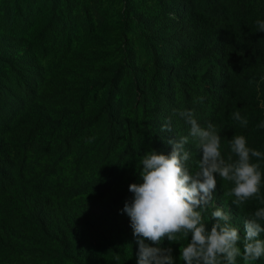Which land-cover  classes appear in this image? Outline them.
I'll return each mask as SVG.
<instances>
[{"label": "trees", "instance_id": "obj_1", "mask_svg": "<svg viewBox=\"0 0 264 264\" xmlns=\"http://www.w3.org/2000/svg\"><path fill=\"white\" fill-rule=\"evenodd\" d=\"M125 1L128 14L135 0ZM152 1L157 14L139 10L126 16L117 39L119 55L108 50V34L87 37L88 43L71 37L73 29L81 30L69 17L68 0L44 3L46 17L51 9H67V19L54 27L53 21L42 24L34 0L9 1L0 26V240L20 241L33 228L80 264L137 261L129 241L130 218L121 213L133 195L130 184L141 182L134 134L131 129L126 133L128 122L120 110L126 65L135 73L142 109L139 127L149 137L150 150L170 153L168 141L187 135L190 128L173 110L194 109L196 118L202 110L212 116L225 158L234 135H244L247 142L251 138L248 146L264 153V130L249 137L251 112L239 110L248 120L246 128L231 117L240 106L235 97L242 86L245 99L254 96L256 120L264 112V32L256 24L264 20L262 1ZM170 13L176 14L177 26L167 32L163 19H171ZM132 26L141 31L151 55L150 67L143 70L136 65L128 34ZM58 27L63 33L54 39L65 38L71 47L58 50L61 65L31 63L36 54L48 56L41 49L44 30ZM113 67L116 72L111 74ZM194 82L202 85L201 94L199 89L194 92ZM201 96L203 103L197 102ZM169 117L173 131L162 132ZM203 119L198 122L203 124ZM192 144L186 145L187 166L195 171L198 159L190 152ZM84 155L97 158L100 168L78 170ZM70 164L76 166L74 175L64 170ZM253 264H264V257Z\"/></svg>", "mask_w": 264, "mask_h": 264}, {"label": "clouds", "instance_id": "obj_2", "mask_svg": "<svg viewBox=\"0 0 264 264\" xmlns=\"http://www.w3.org/2000/svg\"><path fill=\"white\" fill-rule=\"evenodd\" d=\"M256 24L259 32H264V20H257ZM203 101L201 96L197 102ZM173 116L190 126L188 134L168 141L172 145L170 153L153 148L140 159L141 182L130 184L132 198L121 209L130 218L138 245L137 264H175L172 248L164 247L163 242L179 243L181 236L190 237L180 248V259L185 264H237L238 257H242L244 264H253L264 257V239L260 238L264 233V207L245 219L242 237L240 229L230 223V210L218 206L213 197L219 177L234 185L225 193L233 197L232 204L240 207L253 197L264 204V197L260 196L264 172L259 163L264 153L250 148L244 135H234L230 154L225 158L214 124L202 126L194 109H174ZM232 117L247 127L248 120L239 111ZM257 127L264 128V122ZM161 131H173L172 117ZM189 143L201 154L195 171L187 166ZM253 158H258L257 162ZM210 207L214 209L210 220L215 222L209 229L204 214Z\"/></svg>", "mask_w": 264, "mask_h": 264}, {"label": "rangeland", "instance_id": "obj_3", "mask_svg": "<svg viewBox=\"0 0 264 264\" xmlns=\"http://www.w3.org/2000/svg\"><path fill=\"white\" fill-rule=\"evenodd\" d=\"M10 0H0V26L2 23L3 17L2 14L4 13V10H6V6L9 5ZM36 4H38L39 11H38V17L42 18L44 26L49 22L53 21V27L57 26L55 23L60 20H66L67 16L63 15L67 11H63V9L50 10V13L48 14V17L45 15L47 14L46 6L44 7V3L49 2L50 4L57 3V0H34ZM59 1V0H58ZM262 1L261 9L264 11V0ZM68 11L71 12V15L73 19H75L78 24L80 25V30L73 29L71 33V37L80 43H88L87 37L91 38L100 33V34H108L110 36V39L108 40V47L109 51H113L116 55H119V52L121 50V46H119V43L117 41L119 35L123 33L124 31V24L126 23L127 19L126 16L129 18L135 14L137 11L145 12L146 14H157V9L153 7V1L152 0H135V4L133 9L131 8L130 13H125V0H68ZM132 3V2H131ZM59 5V4H58ZM51 7V5H50ZM63 11V12H62ZM157 16V15H156ZM169 16L171 19H163V21L166 24V30L167 32L174 30L177 26V17L175 13H170ZM33 17V16H32ZM133 17V16H132ZM160 17V16H158ZM28 18V16H27ZM48 25V24H47ZM82 25V26H81ZM49 28H46L44 30V35L42 38H44L45 42L43 43L41 49L44 50V52L48 53L47 57H42L40 54H36L35 57L31 58V63H35L37 65L39 64H50V65H61V57L59 55V49L62 47H66L67 49H71L70 44L67 43L66 39L63 40L57 39L55 40L57 36L61 37V27L56 28V31L48 30ZM70 30L66 29V34ZM0 32V37H1ZM129 36L132 38V41L134 42V47L136 50V65L143 68H148L151 65V55L148 49L145 46V41L143 39L141 31L138 30L137 27L132 26V28L129 31ZM125 37V36H124ZM50 38V41H47V39ZM54 39V40H52ZM14 41V40H13ZM101 41V40H100ZM117 59H115L114 62H116ZM114 69V67L112 68ZM132 68L128 65H126V69L124 70V80L121 83L119 94L122 96L121 101V112L122 116L127 119L128 126L126 127V133L129 129L132 130V133L134 134L133 143L134 146H137V153L139 155V158L142 159V157L150 151V143H149V137L146 134L145 129L140 126L142 121V109L138 101V95L137 91L135 89V73L132 74ZM116 72V69L111 71V74ZM194 85V92L196 93V89H199L197 93L201 94L202 85H198L197 82L193 83ZM92 86V83L91 85ZM242 86V85H241ZM242 91L245 92L246 89H243ZM242 91H238L237 96L235 97V101L240 104L239 108H233L232 114L236 111L241 110L242 108L245 110V112H251L250 116L252 117L251 120H249V137L251 136V133H256L260 128L257 127L260 123L264 122V112L259 115V120H256L257 118V111L253 110V104L255 103L254 96H249L245 99V97L242 96ZM105 95V90L102 91L101 98ZM260 94H257V97H259ZM100 100V99H99ZM101 103V102H100ZM97 104V103H96ZM260 106H264V100L260 102ZM198 120L202 117H206V119H203L202 126H207L208 123L213 124V118L212 116H208V112L205 110H202L198 114ZM233 118V117H232ZM264 130V128H262ZM248 137V138H249ZM252 139L249 138L248 142H250ZM264 143V140H263ZM190 152L194 153V155L197 154V159L199 161L200 159V152L195 148V145L192 144L190 148ZM136 153V151H135ZM139 159V160H140ZM99 160L95 157H91L89 155L83 156V162L79 164L78 170L84 167L86 170H88V173L93 171L91 169H88L87 167H96V171L98 168H100L101 163H98ZM257 162V161H256ZM259 163L261 164V171L264 172V160H259ZM81 165V166H80ZM140 166V165H139ZM67 173H70L71 175L75 174L76 166L73 164H70V166H67L66 169ZM232 182L223 181L219 177H217V187L214 191V202L220 206L225 207V210H230L231 213V220L230 223L238 227L240 229V234L243 237L244 231H243V224L245 219L250 218L256 210H258L261 207H264V204L261 203L259 199L255 201V197L249 199L246 201L243 205L240 207L234 205L231 203L233 197H229L225 195L227 191H229L233 187ZM260 196L264 197V181H262L261 185V192ZM257 202V203H256ZM256 205V207L254 206ZM213 208H209L208 211L204 214L205 215V221L208 223V228H211L212 223H214V220H210V214L211 211H213ZM28 236L25 239H22L20 241H11L5 237V239H1V247H0V264H80V260L75 261L71 258L64 257L60 252H58L57 248L53 245H50L51 242L48 241L46 238H44L41 234L37 232L36 229L28 228ZM21 233L25 231H20ZM6 235V234H5ZM3 235V236H5ZM261 236L264 237V233H261ZM129 241L131 244V249L134 248L135 252L137 251L138 245L135 243V237L133 235V229L132 232L129 234ZM190 241L189 238L180 237L179 243L173 242L169 243L167 240L163 242L164 247H171L173 252V256L175 258V264H185L180 259V248L183 245H186ZM7 247V248H6ZM44 247L50 248V250H53L52 252H46ZM241 248H242V240H241ZM243 250V249H242ZM2 252H8V254H4ZM54 253V254H53ZM132 260V259H131ZM131 260H105V264H137V261L133 262ZM81 264H84L82 261ZM237 264H244V261L242 257L237 258Z\"/></svg>", "mask_w": 264, "mask_h": 264}]
</instances>
